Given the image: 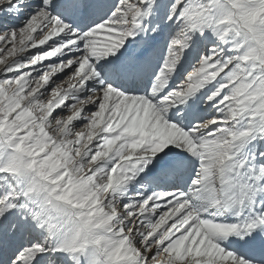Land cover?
<instances>
[{"label": "snow or ice", "instance_id": "obj_1", "mask_svg": "<svg viewBox=\"0 0 264 264\" xmlns=\"http://www.w3.org/2000/svg\"><path fill=\"white\" fill-rule=\"evenodd\" d=\"M0 264H264V0H0Z\"/></svg>", "mask_w": 264, "mask_h": 264}]
</instances>
